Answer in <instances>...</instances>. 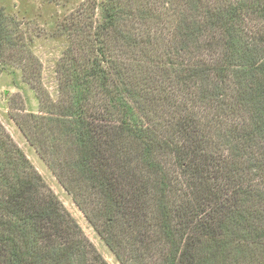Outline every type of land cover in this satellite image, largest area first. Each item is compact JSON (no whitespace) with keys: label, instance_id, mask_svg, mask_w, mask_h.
Returning a JSON list of instances; mask_svg holds the SVG:
<instances>
[{"label":"trees","instance_id":"obj_1","mask_svg":"<svg viewBox=\"0 0 264 264\" xmlns=\"http://www.w3.org/2000/svg\"><path fill=\"white\" fill-rule=\"evenodd\" d=\"M151 2L90 0L16 122L121 264H264V0ZM0 264H109L1 123Z\"/></svg>","mask_w":264,"mask_h":264},{"label":"rangeland","instance_id":"obj_2","mask_svg":"<svg viewBox=\"0 0 264 264\" xmlns=\"http://www.w3.org/2000/svg\"><path fill=\"white\" fill-rule=\"evenodd\" d=\"M89 2L0 0V6L13 21L14 35L20 37L17 47L5 46L0 52V123L23 149L101 255L109 264H121L16 122L26 114H38L44 100L59 98L56 67L68 45L65 28L73 23V17L86 20L94 13ZM154 2L162 4L163 0H152L151 4ZM157 25L151 23L152 28Z\"/></svg>","mask_w":264,"mask_h":264}]
</instances>
